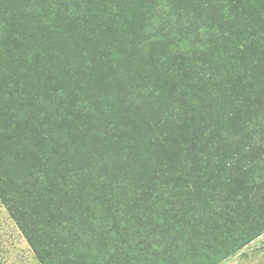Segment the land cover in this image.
I'll use <instances>...</instances> for the list:
<instances>
[{
    "label": "trees",
    "instance_id": "trees-1",
    "mask_svg": "<svg viewBox=\"0 0 264 264\" xmlns=\"http://www.w3.org/2000/svg\"><path fill=\"white\" fill-rule=\"evenodd\" d=\"M0 201L41 264L263 234L264 0H0Z\"/></svg>",
    "mask_w": 264,
    "mask_h": 264
},
{
    "label": "rangeland",
    "instance_id": "rangeland-1",
    "mask_svg": "<svg viewBox=\"0 0 264 264\" xmlns=\"http://www.w3.org/2000/svg\"><path fill=\"white\" fill-rule=\"evenodd\" d=\"M87 243V241H84ZM103 254V255H102ZM108 251L101 252L98 262L117 264ZM122 264L124 260L120 259ZM0 264H41L0 201ZM216 264H264V233L217 262Z\"/></svg>",
    "mask_w": 264,
    "mask_h": 264
}]
</instances>
